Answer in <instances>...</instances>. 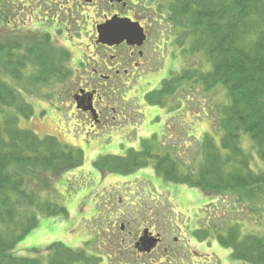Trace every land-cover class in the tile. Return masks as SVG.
Wrapping results in <instances>:
<instances>
[{
  "label": "rangeland",
  "instance_id": "rangeland-1",
  "mask_svg": "<svg viewBox=\"0 0 264 264\" xmlns=\"http://www.w3.org/2000/svg\"><path fill=\"white\" fill-rule=\"evenodd\" d=\"M9 1L10 4L12 3L13 13L20 12L19 17H22V20L15 19L12 15V20L18 23L14 28H18L21 24L22 31L26 33L25 38L27 36L30 38L31 34H37L31 31L29 33L28 29L37 30L41 26L50 31L44 26V22L50 27L58 28V30L55 28L51 30L53 33L49 41L55 46V55L59 56L61 49H64L63 46H67L74 55L72 60L75 59V62L68 61L70 57L65 60L72 72L67 82L54 80L47 86L42 83L25 86L29 95L25 93L24 96L27 95V101L34 108V113L31 119L18 115V125L22 128H30L41 136L48 134L57 136L63 142L80 147L89 154L86 155L83 167L62 173L53 178L48 186L42 185L44 195H49L52 200L65 207L68 216L40 218V225L17 244L15 254L37 257L43 264H50L51 257L48 249L55 243H62L76 250L87 249L90 252H92L91 247L94 248L93 251L100 247L102 252H99L103 253V249L106 250L104 242H107L109 247L112 230L114 227L120 228L121 219L126 222L131 218L129 216H138L132 223L134 226H137L140 221L142 222L139 225L142 224L144 228L143 224H151L156 233L165 235L174 244L171 245V247L174 246L172 253H168L167 256L164 255V250L151 255L146 254L144 264H244V262L233 261L234 259L229 257V248L215 245L213 243L215 237L209 236L208 239L201 240L193 233L195 230L214 225L216 232H219L230 224L239 223L242 235L264 234V196L255 201L259 210H254V206L248 200H240L236 195L217 197L204 193L202 190L200 193L198 190L193 191L194 189L190 190L182 187L183 185L159 178L152 167L153 162L145 172L134 173V176H139L135 179L132 176L134 181H127L130 177H123L124 175L116 177L108 171H100L94 167L97 160L103 156L122 157L127 155L129 148L138 151L143 148V150L154 148L155 152L163 154L171 152L172 156L178 160L180 170L183 169L182 171L185 172L188 169L196 173L203 160L198 154V142L202 140L204 134L211 133L216 142L221 144L223 133L219 129L216 130V126H212L211 121L219 113V103L225 102L226 95L223 89L206 91L201 82L194 84L193 81L186 79L185 86L179 88L178 95L171 96L172 99L167 103L168 108L154 105L155 108L150 113L146 112L147 103L145 104L143 95L159 88L163 80L168 79L173 73L182 71L184 67L195 69L203 65L210 69L211 66L205 57L199 54L186 64V56L182 51L180 52L182 45L178 42L173 43V37H169L172 25L151 24L150 20L148 25L143 23L148 27L150 34L145 48L151 57L150 65L146 69L147 74L142 80L137 79L136 83H134L136 78L129 80L123 78L127 83L125 86L117 79L111 84L115 87L113 89L118 91L122 88L131 90L133 98L125 102L121 98L117 99L116 96L115 99L106 97L107 111L111 115H108L102 125L94 128L91 124L92 120L82 116L75 107L74 95L87 86V70L95 67V59L105 55L104 47L97 44V39L94 41L97 35L96 24L105 20L106 17L115 15L124 7L112 4L109 0H93L88 4L85 0H77L78 2L64 0L51 6L47 0H40L38 5L42 13L38 19L33 15V11H30L31 8L26 10L27 0ZM128 1L131 5L128 4L127 8L125 7L123 14L131 17L134 16V12H137L139 1ZM62 4L65 8L71 4L83 5L84 8L75 19L64 11L60 12L59 18L52 19ZM30 6L34 7L35 4ZM47 18L49 21L46 22ZM65 19H67L68 29L65 27ZM56 23L59 26H56ZM30 44L29 39L27 45ZM119 51L122 52V49L120 48ZM81 60L87 63L82 65ZM1 64L4 65V62L0 63V66ZM27 65L29 69L34 68L28 62ZM60 66L62 67L61 64ZM80 67L83 69L81 70ZM1 70L0 67V75ZM80 70L83 71L81 74L78 73ZM124 75L121 77H125ZM121 77H117L118 80ZM154 79L156 81L151 83L150 80L154 81ZM22 91L24 92L23 89ZM140 103L144 105L141 106ZM176 107H183L180 110L182 116L176 117L180 114L175 112ZM123 108L128 109L125 111L128 120L123 118L113 120V115L120 118ZM113 109L116 112H113ZM82 120L85 123H82ZM81 142L82 145L77 144ZM252 143L249 136L242 138L244 149L250 153L254 150L251 147ZM252 156V167L264 170V161H257L253 153ZM209 198L214 201V204L209 203L211 201ZM99 212H104L105 216L120 212L126 215L104 225L105 230L108 231L107 237L104 230L98 229L103 222L102 216H98ZM212 231H215L214 228ZM175 239L178 241L175 242ZM130 252L134 253V251ZM151 259L156 261L151 262ZM101 264H107V258Z\"/></svg>",
  "mask_w": 264,
  "mask_h": 264
},
{
  "label": "trees",
  "instance_id": "trees-1",
  "mask_svg": "<svg viewBox=\"0 0 264 264\" xmlns=\"http://www.w3.org/2000/svg\"><path fill=\"white\" fill-rule=\"evenodd\" d=\"M137 1L139 19L172 25L169 37L182 45L180 52L189 57L187 61L201 54L211 66L174 73L159 90L148 93L146 100L167 105L168 97L176 95L186 79L194 84L201 82L206 91L223 89L225 102L219 103V113L212 118L216 130L223 133L221 144L211 133L204 134L198 142L203 160L196 173L180 170L171 153H154L151 149L131 150L125 157L106 156L96 166L124 174L153 162L157 175L166 181L220 197L236 195L259 210L255 201L264 196V170L252 167V153L257 161H264V0ZM29 3L27 0L25 6ZM12 9L9 0H0V63L4 62L0 66V264H43L37 257L19 256L14 250L40 225V218L68 216L65 207L44 195L42 185L48 186L53 178L82 166L85 156L81 148L63 143L56 136H40L18 125V115L29 119L34 113L23 94L22 89L29 95L25 86H47L54 80L64 83L72 72L65 62L70 53L61 49L60 55H55L48 34L25 38L21 24L14 28L18 23L12 15L22 17ZM29 39L31 44L27 45ZM27 62L34 68L29 69ZM246 136L253 141L252 153L242 145ZM108 222L104 221L101 229ZM194 234L202 240L216 237L221 245L233 249L235 259L264 264V234L242 235L239 223L219 232L214 225L195 230ZM49 250L50 264L99 261L91 259L87 251L73 250L62 243L53 244Z\"/></svg>",
  "mask_w": 264,
  "mask_h": 264
},
{
  "label": "flooded vegetation",
  "instance_id": "flooded-vegetation-1",
  "mask_svg": "<svg viewBox=\"0 0 264 264\" xmlns=\"http://www.w3.org/2000/svg\"><path fill=\"white\" fill-rule=\"evenodd\" d=\"M86 1V0H85ZM96 1V0H95ZM61 2H64V0H52L51 4H59ZM70 2V0L68 1ZM75 2H78L77 0ZM122 5V4H121ZM123 6V5H122ZM123 10H119V12H116L115 14H118L122 17H127L125 14H123L125 11V7L123 6ZM83 5L79 4H71L68 7L65 8L64 4L61 5V8L59 11V15L61 16L62 11L65 12V14H70L72 19H75V17L78 15V13H81ZM67 18V17H66ZM68 26L67 19H65V27L66 29ZM147 30V28H146ZM148 36L149 32L147 31ZM97 35L94 39L96 40ZM100 46L104 47L105 55L102 57L95 59L94 66L91 70L88 71V75H86L87 78V86L83 87L82 89L87 93L88 96L92 98V102L94 104V109L97 111V115L100 119L98 125H102L105 120L108 118V115H111V113H108L107 111V104H106V97L109 99L114 98L115 96L121 95L122 91L126 88H122L119 91L114 86H111L113 82L121 81L120 83H123L124 86L127 84L123 78L126 79H133L138 78L140 74H145L146 69L150 65L151 57L147 54V50H145L144 47H138L134 45H129L128 43L124 42L119 45H113L109 46L106 44H99ZM98 46V45H97ZM120 48L122 49V52L119 51ZM111 51V52H109ZM109 54V55H108ZM85 63H87L85 61ZM113 72L115 74H113ZM125 74H123V73ZM125 77H121V76ZM117 77H121L119 80ZM140 78V77H139ZM131 82V81H130ZM111 90V91H110ZM123 98V96H122ZM113 112H116L115 109H113ZM127 108L121 109L120 112V118H117V115H113V120H120L121 118L128 120L127 114L125 111H127ZM86 117L92 118L90 112L82 111ZM93 122V121H92ZM94 124V123H92ZM121 217L120 215H111L109 219L112 221H115L116 218ZM131 217L126 222L121 219L120 221V228L112 230V236L110 237L111 242L108 247L107 244V250L108 252H116L114 254L118 255L115 256L114 260H117L120 264H144V256L146 254H153L155 252H160V250H164V255H168V253H172V242L169 241L168 237L161 233H156L153 230V225L148 224L145 225V228L142 227V224L139 225L142 221L139 222V226H134L132 223L136 220L138 216H129ZM136 228V229H135ZM151 237L152 235H158L157 240L158 244L156 248L151 251L150 253L144 252L145 244L139 242L141 237L145 235V233ZM178 240L175 239V242ZM139 242V243H138ZM117 243L120 244V247L117 248ZM174 245V244H173ZM171 247V249H170ZM130 251H134V253H131ZM129 253V254H128ZM110 254V253H109ZM113 254L109 255V261H107V264L110 263L111 258ZM175 255V254H174ZM155 259H151V262H155ZM162 262V260L160 261Z\"/></svg>",
  "mask_w": 264,
  "mask_h": 264
},
{
  "label": "water",
  "instance_id": "water-1",
  "mask_svg": "<svg viewBox=\"0 0 264 264\" xmlns=\"http://www.w3.org/2000/svg\"><path fill=\"white\" fill-rule=\"evenodd\" d=\"M113 1V0H112ZM121 1V0H118ZM99 39L98 43L114 45L120 44L123 41H127L130 44H142L146 36L144 34V29L140 26L138 22H133L127 18H121L119 16H113L111 19H108L105 23L98 26ZM79 107H82L85 110H89L92 107V104L84 106L85 100H80L77 97ZM143 242L146 243L145 240ZM155 244L149 242V246L146 248V251H150Z\"/></svg>",
  "mask_w": 264,
  "mask_h": 264
},
{
  "label": "bare ground",
  "instance_id": "bare-ground-1",
  "mask_svg": "<svg viewBox=\"0 0 264 264\" xmlns=\"http://www.w3.org/2000/svg\"><path fill=\"white\" fill-rule=\"evenodd\" d=\"M187 64V63H186ZM185 68V67H184ZM151 81V83L152 82H155L156 80L154 79V81L153 80H150ZM140 170V169H139ZM140 171H142V172H145L146 171V166H144V167H141V170ZM136 177H139V176H136ZM229 196H232V195H227L226 197H229ZM210 226H208L207 228H209ZM24 257H30V256H24Z\"/></svg>",
  "mask_w": 264,
  "mask_h": 264
}]
</instances>
